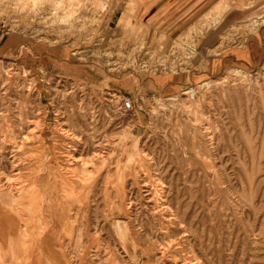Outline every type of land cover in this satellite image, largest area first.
Instances as JSON below:
<instances>
[{
    "label": "rangeland",
    "instance_id": "obj_1",
    "mask_svg": "<svg viewBox=\"0 0 264 264\" xmlns=\"http://www.w3.org/2000/svg\"><path fill=\"white\" fill-rule=\"evenodd\" d=\"M144 1L0 0V264H264V6Z\"/></svg>",
    "mask_w": 264,
    "mask_h": 264
},
{
    "label": "crops",
    "instance_id": "obj_2",
    "mask_svg": "<svg viewBox=\"0 0 264 264\" xmlns=\"http://www.w3.org/2000/svg\"><path fill=\"white\" fill-rule=\"evenodd\" d=\"M178 1L181 2V5H179L176 8L175 10L176 12H178L181 8H184L185 6L192 4L191 0H145L143 2V7L145 11L147 10L148 12L150 10H154V9L156 10L157 8H159L164 4L166 6L173 4L174 6V4H176ZM261 6H264V0H234V7L236 9L241 8L240 10H242L243 8V11L245 12H247L249 8L254 7L253 10H255ZM229 49L230 52L228 53H230L240 61H246V62L264 61V30L254 34V36L250 38L248 45L246 46L245 49L242 50H236L231 48ZM213 66H214V61H213Z\"/></svg>",
    "mask_w": 264,
    "mask_h": 264
},
{
    "label": "bare ground",
    "instance_id": "obj_3",
    "mask_svg": "<svg viewBox=\"0 0 264 264\" xmlns=\"http://www.w3.org/2000/svg\"><path fill=\"white\" fill-rule=\"evenodd\" d=\"M237 71H240L237 69ZM208 83V82H207ZM191 91H194V88L191 89ZM11 133V132H10ZM9 133V134H10ZM14 135V134H13ZM25 136V135H24ZM12 137V136H11ZM29 137V136H28ZM16 146V145H15ZM32 159V158H31ZM62 164V163H61ZM20 166V165H19ZM95 167V166H94ZM24 168V167H23ZM62 168V167H61ZM111 169V168H110ZM54 173V172H53ZM62 175V174H61ZM112 177V176H111ZM29 180V179H28ZM39 180H42L41 178L39 179L36 175L34 176V178H32V186L30 188H28L26 191H20V192H16L17 194H13L10 202L12 201L13 203L15 204H19V203H23V201H25L27 204V202H33L35 201L36 199H40V197H43L44 194L40 192V190L38 189V184H39ZM44 180V179H43ZM52 180V179H51ZM65 180V179H64ZM17 181V180H16ZM49 181V180H48ZM84 181V180H83ZM51 182V181H50ZM29 183V182H28ZM27 183V184H28ZM53 183V182H52ZM85 183V182H84ZM82 183V184H84ZM26 184V185H27ZM81 184V185H82ZM20 185V184H19ZM19 187V186H18ZM27 187V186H26ZM16 191V190H15ZM19 191V190H18ZM1 193V192H0ZM11 193V192H10ZM42 194V195H41ZM72 194L73 196H76V198H78V196H80V191L79 193L76 191V188H72ZM82 196V195H81ZM162 196V195H161ZM160 196V197H161ZM166 199V198H164ZM38 202V201H37ZM3 204V203H2ZM9 203L7 202L6 205H8ZM5 205V206H6ZM12 207V206H11ZM33 207V206H32ZM6 207H3L4 210H2V207H1V203H0V229H3L4 231L5 230H8L7 227L10 225L11 227L14 225V223H16V218L18 217H14L13 214H14V211H9V210H6L8 209V207L5 209ZM27 208H25L26 210ZM33 209V208H32ZM12 210V209H11ZM20 210V209H19ZM23 210V209H22ZM28 210V209H27ZM34 210V209H33ZM22 212V211H21ZM9 213V214H8ZM13 213V214H12ZM21 214V213H20ZM23 214V212H22ZM18 215V214H17ZM16 215V216H17ZM27 215V214H25ZM36 215V214H35ZM27 220V219H26ZM33 220V219H32ZM74 220V219H73ZM20 222V221H19ZM18 222V223H19ZM71 222V221H70ZM17 223V224H18ZM24 224V223H23ZM140 225V224H139ZM42 226V225H41ZM23 227V226H22ZM44 227V226H43ZM43 227H41V229L43 230ZM17 228V227H16ZM15 228V229H16ZM131 228V227H130ZM13 228V230H15ZM87 229V228H86ZM126 230V229H125ZM157 230V229H156ZM163 230V229H162ZM12 231V229H11ZM23 231V230H22ZM8 232V231H7ZM13 233V232H12ZM2 234V233H0ZM6 234V233H5ZM8 234V233H7ZM19 234V233H18ZM125 236V235H124ZM9 237V236H8ZM14 237V236H13ZM4 238V237H3ZM7 237H5L4 239H6ZM5 241V240H4ZM9 242V241H8ZM99 242V241H98ZM139 242V241H138ZM168 242V241H167ZM16 243V242H15ZM90 244V243H88ZM89 248V247H88ZM15 249V248H14ZM13 249V250H14ZM193 249V248H192ZM18 250V249H17ZM12 251V249H11ZM1 253V252H0ZM16 253V252H14ZM195 254V253H194ZM129 257V256H128ZM198 257V256H197ZM196 258V257H195ZM15 260V259H14ZM184 263V262H183ZM200 263V262H199ZM86 264V263H85Z\"/></svg>",
    "mask_w": 264,
    "mask_h": 264
},
{
    "label": "built area",
    "instance_id": "obj_4",
    "mask_svg": "<svg viewBox=\"0 0 264 264\" xmlns=\"http://www.w3.org/2000/svg\"><path fill=\"white\" fill-rule=\"evenodd\" d=\"M188 55H187V59L189 58ZM133 105L134 103L131 97H124L121 101V107L125 111L131 110L133 108Z\"/></svg>",
    "mask_w": 264,
    "mask_h": 264
}]
</instances>
